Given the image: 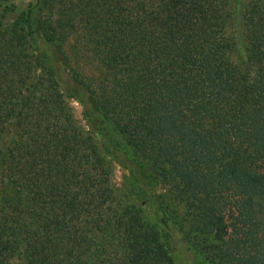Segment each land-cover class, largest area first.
I'll return each mask as SVG.
<instances>
[{
    "label": "trees",
    "instance_id": "obj_1",
    "mask_svg": "<svg viewBox=\"0 0 264 264\" xmlns=\"http://www.w3.org/2000/svg\"><path fill=\"white\" fill-rule=\"evenodd\" d=\"M233 1L0 0V264H264V4L234 62Z\"/></svg>",
    "mask_w": 264,
    "mask_h": 264
},
{
    "label": "rangeland",
    "instance_id": "obj_2",
    "mask_svg": "<svg viewBox=\"0 0 264 264\" xmlns=\"http://www.w3.org/2000/svg\"><path fill=\"white\" fill-rule=\"evenodd\" d=\"M33 0H24L23 6L25 7L29 2ZM257 0H235L231 4V17L226 20V33L231 37L234 38L236 44L238 45V51L233 54V61L237 62L238 60L245 58V48L249 42V32H248V24L246 21L247 12L251 4L256 2ZM260 4H264V0H258ZM262 2V3H261ZM66 46L71 43V46L76 45V41L74 40L73 36L66 40ZM37 50L35 51L37 54L45 55L47 60H50V63L54 66L55 74L57 80L59 82L60 89L64 92L65 96H69L68 99L69 105L72 108V114L75 121L80 125L84 126L85 122L83 121L82 117V107L79 103L81 98L84 96V90L74 82L71 76V72L69 69H66L64 65H61L59 62H53V58L57 57L55 54L54 47L51 44L46 43L44 40H39L37 42ZM67 46L66 49H68ZM74 53H72L73 56ZM79 59L77 65L85 74L94 73L96 74V70L94 69L95 63H88L90 58L86 56L83 51H79L77 54ZM74 62V61H73ZM127 175V172L123 169L118 167L113 168V177L112 183L114 186L120 188L123 182L124 176ZM158 193H165L163 187L156 188Z\"/></svg>",
    "mask_w": 264,
    "mask_h": 264
}]
</instances>
